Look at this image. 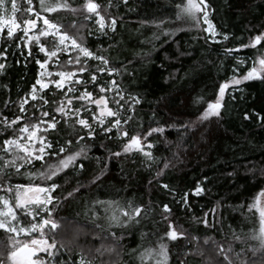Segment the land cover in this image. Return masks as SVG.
Returning a JSON list of instances; mask_svg holds the SVG:
<instances>
[{
  "label": "trees",
  "instance_id": "1",
  "mask_svg": "<svg viewBox=\"0 0 264 264\" xmlns=\"http://www.w3.org/2000/svg\"><path fill=\"white\" fill-rule=\"evenodd\" d=\"M96 2L102 9L109 5V0ZM19 3L21 7H27L23 0ZM69 3L80 7L83 0H69ZM181 3L182 0H127V3L111 0L107 10L116 17L117 28L115 32L108 31L107 35L97 34L93 21H86L79 12L73 14L61 10L46 14L65 25L73 35L76 29L70 26L71 21L75 20L77 26L85 25L80 34L87 45L108 56L115 66L127 68V73L116 75L114 79L125 93L140 97L134 119L126 126L130 135L146 133L150 128H164L162 133L153 132L146 137L152 143V147L147 148L152 153L151 159L140 151L123 153L127 138H118L114 134L109 138L102 132L94 139L86 137L81 142L89 148L88 159L81 160L85 169L76 172L70 167L56 181L63 187L54 195H65L77 179L87 183L100 168H104V175L95 186L82 190L56 209L59 216L67 218L57 239L71 242L75 253L83 247L89 258L97 257L95 264H141L137 253L157 247L158 236L168 230L161 219L164 204L171 209L170 218L188 232L187 239L179 240L184 250H192L187 264H209V258L215 261L213 241L227 247L234 232L245 241L243 244L237 242L235 250L243 247L246 258H253V252L259 248V241L251 238L254 230L259 228V218L256 210L250 211L249 206L264 189V122L259 118L264 117V79L230 85L221 115L198 118L206 109L207 101L216 98L220 84L234 75L246 73L258 52L264 50L257 45L231 53L225 51L247 44L258 30H264V0H209L213 9L210 20L220 34H228L227 40L220 35L218 41L206 39L208 36L202 24L195 27L190 18H177V5ZM33 6H38V0H33ZM16 16L20 21L24 18L19 12ZM89 30L92 35H88ZM41 41L45 42L43 38ZM5 48L8 50L6 61L0 58V62L6 63L5 70L0 72V113L11 119L21 114L19 99L30 91L37 79L36 59L43 60L44 57L35 45L31 46L32 55L29 56L23 42L17 40L2 39L0 50ZM238 60L245 63L238 64ZM90 63L99 64L96 61ZM236 67L239 72H235ZM46 92L50 99L55 94ZM31 112L32 108H29L20 124L29 121ZM246 112L249 119H245ZM59 127L62 144L70 130H65L63 123ZM80 134L84 135L83 132ZM4 138L6 135L0 128V141ZM56 138V133H49L48 139ZM71 147L75 150L79 145L74 143ZM118 151H121L120 156L110 154ZM96 157L100 158V163ZM42 163L36 162L32 170L39 169ZM31 167L26 166L21 172ZM9 172L13 184L29 183L27 176L16 175L11 169ZM34 182L44 183L39 179ZM164 184L168 188H164ZM198 185L204 189L199 194L195 192ZM185 193L186 204L182 200ZM95 199L118 201L121 205L131 201L151 208L152 212L140 225L133 224L125 229L113 227L111 231L117 236L123 235L117 243L107 232L102 233L93 226L90 209H94L92 202ZM212 209H216L215 214ZM100 212L96 223L107 229L103 208ZM205 213H208L207 217ZM117 214L120 213L117 211ZM205 218L212 227L198 222ZM68 221L74 224L70 225ZM75 225H80L82 231L74 238ZM142 233L147 235L142 237ZM193 236L199 240H192ZM206 238H211L207 244L204 243ZM165 239L169 244V264H177V242ZM101 243L116 245V252L99 257L95 249ZM7 245L8 234L0 230V253L9 250ZM132 249L137 251L131 252ZM260 256L257 253V258ZM157 259L161 258L154 255L146 258L143 264H156Z\"/></svg>",
  "mask_w": 264,
  "mask_h": 264
},
{
  "label": "snow or ice",
  "instance_id": "2",
  "mask_svg": "<svg viewBox=\"0 0 264 264\" xmlns=\"http://www.w3.org/2000/svg\"><path fill=\"white\" fill-rule=\"evenodd\" d=\"M124 2L127 3V0ZM24 3L27 5L26 8L20 6L19 0H0V11L5 13L0 15V39L25 41L29 56L32 55L31 46L35 45L41 53H44L46 59H36L41 71L35 83L31 85L30 91L19 99L21 114L9 119L8 116L0 113V128L6 135V138L0 141V153H2L0 154V192L9 194L0 195V230L9 234L7 245L9 250L6 253H0V257H3L0 258V264H95L97 257L89 258L83 247L80 248L79 253H75L70 246L71 242L65 243L63 239H57L59 230L65 226L67 218L59 216L56 209L62 202L73 198L82 190L87 191L95 186L104 175V168H100L87 183L77 179L76 184L65 195H54L57 189L63 187L56 181L70 167L76 172H82L85 169V164L81 160L88 159L89 148L87 144L81 142L86 137L94 139L98 132H102L109 138L111 134L127 138V142L122 147L123 153L136 149L151 159L152 153L145 150V143L149 148L152 147V143L147 141L146 137L151 136L153 132L162 133L164 128H150L146 133L130 135L126 126L134 119L135 106L140 103V97L134 96L131 92L125 93L114 79L116 75L127 73V68L123 65L115 66L108 56L94 51L87 45L83 35L80 34V29L85 25L77 26L75 20L71 21L70 26L76 29V34L73 35L66 30L65 25L59 21H53L46 15L58 13L61 10L70 11L73 14L79 12L84 15L86 21L95 18L96 31L107 35L108 31L115 32L117 28L116 17L107 10V7L111 6V0L103 9L96 0H84L80 7H73L69 0H38V6H33V0H24ZM9 6L10 16L7 15ZM177 7L179 9L177 18L188 17L195 27L200 26L203 21L207 24V28L203 31L209 34L206 39L216 41L218 33L209 19L210 12L213 11L209 0H182ZM18 12L22 16L27 15L28 18L18 21L16 16ZM33 16L35 19L32 18ZM38 21H42L39 27ZM19 32L23 35H18ZM92 34L89 30L88 35ZM168 34H171L170 30ZM219 35L223 40L228 39L226 33ZM49 37H51L50 40L41 42V38ZM262 42H264V30H258L249 38L247 44H240L236 49L226 48L225 51L231 53L239 51L240 48H256L257 45L264 48ZM60 55L66 56V60L61 62ZM7 56V48L0 50V58L6 61ZM50 61L56 68L55 71L49 67ZM90 61H98L99 64H91ZM242 63L245 61L238 60V64ZM5 68L6 63L0 62V72ZM235 72H239V67L235 68ZM103 74H106L109 79L101 82ZM257 78L264 79V51L258 52L246 73L242 76L234 75L230 80L220 84L216 98L207 101V107L198 119H207L212 115L219 117L220 110L224 107L226 90L230 85H239L242 81ZM46 90L54 91L55 94L51 99ZM108 93L112 95L109 96ZM29 108H32L29 121L20 124L25 120ZM244 115L245 119L250 118L247 112ZM259 118L264 122V117ZM32 120L35 122H31ZM61 123L65 126V130H70L68 138L62 144L59 140V134L62 131L59 127ZM17 125L19 126L16 127ZM50 132L57 134L55 140L48 139ZM81 132L84 135H81ZM74 143L79 147L72 150L71 146ZM100 146L105 147L103 144ZM110 154L120 156L121 151ZM96 160L100 163L99 157H96ZM36 162L43 163L39 169L32 170ZM26 166L32 167L22 173L21 170ZM164 167L167 168L168 164L165 163ZM9 169L16 175L27 176L29 183L13 184ZM35 179L44 183H36ZM163 187L168 188V185L164 184ZM195 191L199 194L204 189L198 185ZM186 196L187 193L185 197H182L185 204ZM92 203L94 209L90 211L93 226L100 229L102 233L107 232V235L117 243L123 239V235L117 236L115 231H111L113 227L125 229L133 224L140 225L152 212L151 208L142 204H133L131 201L121 205L118 201L95 199ZM101 208L108 222L107 229L104 225L96 223V220L100 218ZM162 208L161 219L166 222L168 230L162 236H158L157 247L143 249L137 253L138 258L143 264L146 258H152L155 255L161 258L156 260V264H169L171 257L169 244L165 239L167 238L168 241L177 242V264H187V257L192 254V250H184L179 240L187 239L188 232L170 218L171 209L168 204L162 205ZM252 209L259 214V228L254 230L251 237L259 241V248L253 252V258H246L243 247L239 251L235 250L234 245L237 242L243 244L245 241L242 236L234 232L232 241L227 243V247L224 243L213 241L216 245V258L215 261L209 258V264H264V205L261 204L260 198L249 206V210ZM211 211L215 214L216 209ZM207 216L208 213H205V217ZM198 222L205 227H212L206 218L199 219ZM68 223L74 224L73 221ZM73 231L74 238L78 237L82 227L75 225ZM145 235L147 233H142V237ZM21 236L25 238L23 241L18 239ZM210 239L206 238L204 243L207 244ZM192 240L198 241L199 238L193 236ZM136 251V249L131 250V252ZM95 252L99 257H103L106 253L116 252V245L109 246L101 243ZM257 253L261 254L259 258ZM200 254L203 255L202 252Z\"/></svg>",
  "mask_w": 264,
  "mask_h": 264
},
{
  "label": "rangeland",
  "instance_id": "3",
  "mask_svg": "<svg viewBox=\"0 0 264 264\" xmlns=\"http://www.w3.org/2000/svg\"><path fill=\"white\" fill-rule=\"evenodd\" d=\"M24 1V0H23ZM83 3H84V0H83ZM26 8V7H25ZM0 15H5V13L4 12H2V11H0ZM7 15H11V12H10V6H9V12L7 13ZM17 15V14H16ZM26 18H28L27 17V15H24V18L23 19H26ZM33 19H35V17L33 16L32 17ZM18 19V18H17ZM209 19H210V15H209ZM18 21H20L19 19H18ZM93 23H94V25L96 26V28H97V25L95 24V18H93ZM201 24L203 25V27L204 28H207V24H204L203 23V21L201 22ZM40 25H42V21H38V27L40 26ZM96 33L97 34H99V35H104V34H102V33H100V32H98V31H96ZM206 33V32H205ZM217 33H218V36H217V38H216V41H218L219 39H220V33L217 31ZM18 35H23V33L22 32H19L18 33ZM206 35L207 36H209V34L208 33H206ZM42 39V38H41ZM44 40H46V39H48V40H50L51 39V37H49V38H43ZM1 40L2 39H0V42H1ZM18 41V43H20V42H23V44H24V47L26 48V50L28 49V47L27 46H25V44H26V42L25 41H20V40H17ZM213 41V40H212ZM41 42H43V41H41ZM36 48H37V51L44 57V59H46V57H45V55H44V53H41L40 51H39V49H38V47L36 46ZM264 51V50H263ZM66 60V56H64V55H60V60L61 61H63V60ZM96 62H98V61H96ZM99 63V62H98ZM38 65V64H37ZM49 67H54L53 66V63H52V61H50L49 62ZM52 70V69H51ZM41 71V69L39 68V65H38V71H37V76H38V73ZM53 71H55V70H53ZM109 79V77L106 75V74H103V76H101V82H104V81H107ZM49 91V90H48ZM50 93H53L54 91H49ZM108 95L109 96H111L112 95V93H108ZM115 135V134H114ZM117 137V136H116ZM119 138V137H118ZM147 148H149L148 147V145H147V143H145V150L146 151H148L147 150ZM133 151H138V150H136V149H133ZM0 154H2V153H0ZM262 191H264V189H262L259 193H258V195L256 196V199H255V201L257 200V198H260V202H261V204L262 205H264V195H262ZM196 192V191H195ZM0 195H9V194H7V193H3V192H0ZM254 201V202H255ZM257 212V211H256ZM118 215V214H117ZM257 216H258V218H259V214H258V212H257ZM9 235V234H8ZM18 239H20V240H24L25 238L23 237V236H21V237H18Z\"/></svg>",
  "mask_w": 264,
  "mask_h": 264
}]
</instances>
